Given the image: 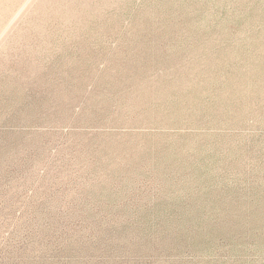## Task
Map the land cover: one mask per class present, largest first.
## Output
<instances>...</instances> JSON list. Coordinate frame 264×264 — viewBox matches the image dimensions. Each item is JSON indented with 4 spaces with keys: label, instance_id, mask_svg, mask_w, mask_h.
Returning a JSON list of instances; mask_svg holds the SVG:
<instances>
[{
    "label": "rangeland",
    "instance_id": "1",
    "mask_svg": "<svg viewBox=\"0 0 264 264\" xmlns=\"http://www.w3.org/2000/svg\"><path fill=\"white\" fill-rule=\"evenodd\" d=\"M0 264H264V0H0Z\"/></svg>",
    "mask_w": 264,
    "mask_h": 264
}]
</instances>
